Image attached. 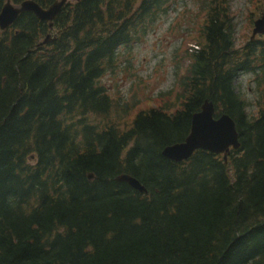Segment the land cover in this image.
Instances as JSON below:
<instances>
[{
    "label": "trees",
    "instance_id": "trees-1",
    "mask_svg": "<svg viewBox=\"0 0 264 264\" xmlns=\"http://www.w3.org/2000/svg\"><path fill=\"white\" fill-rule=\"evenodd\" d=\"M173 1L78 0L51 27L22 13L0 30V264H264V37L236 47L229 0H207L176 107L125 129L91 120L112 108L102 78ZM242 74L254 103L236 91ZM205 101L239 148L165 159Z\"/></svg>",
    "mask_w": 264,
    "mask_h": 264
},
{
    "label": "rangeland",
    "instance_id": "rangeland-1",
    "mask_svg": "<svg viewBox=\"0 0 264 264\" xmlns=\"http://www.w3.org/2000/svg\"><path fill=\"white\" fill-rule=\"evenodd\" d=\"M249 2L228 1L237 48L247 43L252 23L262 12L257 9V0ZM207 3V0L173 1L168 13L146 37L123 50L124 58L119 59L118 65L101 82L112 101L110 114L91 120L107 119L125 129L137 111L166 105L171 109L176 107V99L182 92L179 81L189 65V52L197 46ZM253 86L250 74H242L235 80L236 91L248 103L255 100Z\"/></svg>",
    "mask_w": 264,
    "mask_h": 264
},
{
    "label": "water",
    "instance_id": "water-1",
    "mask_svg": "<svg viewBox=\"0 0 264 264\" xmlns=\"http://www.w3.org/2000/svg\"><path fill=\"white\" fill-rule=\"evenodd\" d=\"M68 1H56L46 9L32 0H25L18 5L7 1L0 10V30L10 27L22 13H32L39 21L49 22L51 27V23ZM253 26L251 39L256 35L264 36V16L255 20ZM48 40L47 37L44 43ZM239 145L234 121L226 114L214 118L213 104L205 101L200 111L192 115L190 131L185 139L180 143L166 146L161 154L173 163H182L189 160L194 152L202 150L222 155L226 161L230 149L237 150ZM88 179L92 180L93 176L89 174ZM115 180L126 183L140 193L146 192L145 188L129 175H119Z\"/></svg>",
    "mask_w": 264,
    "mask_h": 264
}]
</instances>
